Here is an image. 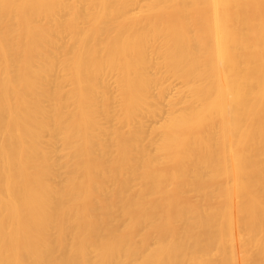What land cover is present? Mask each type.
<instances>
[{
    "label": "bare ground",
    "instance_id": "bare-ground-1",
    "mask_svg": "<svg viewBox=\"0 0 264 264\" xmlns=\"http://www.w3.org/2000/svg\"><path fill=\"white\" fill-rule=\"evenodd\" d=\"M0 264H264V0H0Z\"/></svg>",
    "mask_w": 264,
    "mask_h": 264
}]
</instances>
